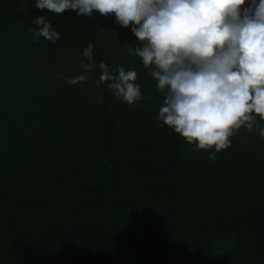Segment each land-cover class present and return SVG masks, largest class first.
<instances>
[{"label":"trees","instance_id":"1","mask_svg":"<svg viewBox=\"0 0 264 264\" xmlns=\"http://www.w3.org/2000/svg\"><path fill=\"white\" fill-rule=\"evenodd\" d=\"M40 15L56 43L33 42ZM125 41L97 10L0 0V264H264V138L242 127L210 160L156 119L164 93ZM101 61L142 98L97 86Z\"/></svg>","mask_w":264,"mask_h":264},{"label":"clouds","instance_id":"2","mask_svg":"<svg viewBox=\"0 0 264 264\" xmlns=\"http://www.w3.org/2000/svg\"><path fill=\"white\" fill-rule=\"evenodd\" d=\"M35 8L89 17L97 10L130 29L138 43L125 41L134 45L128 53L152 66L165 96L156 119L190 146L208 150L210 160L230 147L229 138L242 127L264 138L256 121L264 120V0H35ZM32 23L34 43L41 36L52 43L60 38L46 15ZM93 53L90 43L82 55L93 61ZM97 67V86L107 82L117 100L131 106L142 98L135 70L121 68L117 75L103 61ZM88 78L81 73L68 82Z\"/></svg>","mask_w":264,"mask_h":264}]
</instances>
